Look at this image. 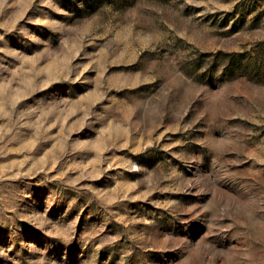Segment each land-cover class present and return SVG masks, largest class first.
<instances>
[{"label": "rangeland", "instance_id": "rangeland-1", "mask_svg": "<svg viewBox=\"0 0 264 264\" xmlns=\"http://www.w3.org/2000/svg\"><path fill=\"white\" fill-rule=\"evenodd\" d=\"M0 264H264V0H0Z\"/></svg>", "mask_w": 264, "mask_h": 264}]
</instances>
